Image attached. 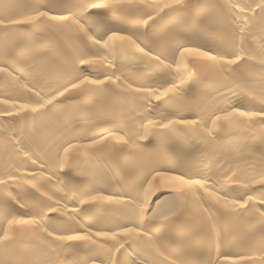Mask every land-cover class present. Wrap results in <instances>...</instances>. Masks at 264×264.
I'll list each match as a JSON object with an SVG mask.
<instances>
[{
	"label": "bare ground",
	"instance_id": "obj_1",
	"mask_svg": "<svg viewBox=\"0 0 264 264\" xmlns=\"http://www.w3.org/2000/svg\"><path fill=\"white\" fill-rule=\"evenodd\" d=\"M112 2L0 0V264H264V0Z\"/></svg>",
	"mask_w": 264,
	"mask_h": 264
},
{
	"label": "snow or ice",
	"instance_id": "obj_2",
	"mask_svg": "<svg viewBox=\"0 0 264 264\" xmlns=\"http://www.w3.org/2000/svg\"><path fill=\"white\" fill-rule=\"evenodd\" d=\"M179 2H180V0H177V3H179ZM92 7L118 8V7H121V2H120V0H113V2L110 4H93ZM260 7L262 10H264V5H260ZM41 15H43V13H41ZM30 19H35V18H30ZM27 22H30V21H21L19 23H27ZM110 38H112V37H110ZM114 38L117 40H123L124 39L123 36H115ZM97 43H99V40H97ZM141 51L143 52L144 48H142ZM6 69L7 68H5V67H0V74H2V78H5V79L10 77V73H8L6 71ZM81 83H83V81H81ZM90 83H98V81L93 80V81H90ZM79 87H80L79 84L72 82L70 87L64 86V90L59 91L58 95L59 96H65L66 94L77 90ZM56 98L57 97L54 96L52 99L44 101V103L40 105V108H44L46 105H51L53 103V100H55ZM33 111H35V109ZM262 112H264V111H262ZM162 127L167 128L168 126L162 125ZM120 139H122V138H120ZM102 143H103L102 139L99 141H96L97 145H100ZM195 183L200 184L201 182L199 180H197V181H195ZM261 184H264V181H261ZM99 200H106L108 203L113 202L107 196H105V197L91 196L88 200H81L80 204H81V206H83L85 204H89V203L96 202ZM77 231H80V229H78ZM59 238L61 240H68V241H89V239H90V237L87 235H70V236H61ZM207 264H214V262L211 259H209L207 261ZM215 264H219V262L216 261Z\"/></svg>",
	"mask_w": 264,
	"mask_h": 264
}]
</instances>
